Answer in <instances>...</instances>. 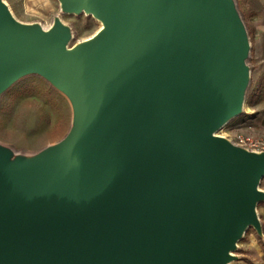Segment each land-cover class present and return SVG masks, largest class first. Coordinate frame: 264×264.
I'll list each match as a JSON object with an SVG mask.
<instances>
[{
    "label": "water",
    "instance_id": "1",
    "mask_svg": "<svg viewBox=\"0 0 264 264\" xmlns=\"http://www.w3.org/2000/svg\"><path fill=\"white\" fill-rule=\"evenodd\" d=\"M61 2L110 32L68 58L0 22V87L43 60L78 102L68 138L0 198V264H219L264 169L250 185L209 134L246 77L233 1ZM3 157L0 190L20 172Z\"/></svg>",
    "mask_w": 264,
    "mask_h": 264
},
{
    "label": "rangeland",
    "instance_id": "2",
    "mask_svg": "<svg viewBox=\"0 0 264 264\" xmlns=\"http://www.w3.org/2000/svg\"><path fill=\"white\" fill-rule=\"evenodd\" d=\"M14 17L20 21L36 23L41 27L54 26L57 37L68 36L71 45L95 31L100 22L85 11L65 12L61 0H4ZM242 21L248 40L244 57L247 75L242 85V109L221 125L222 133L240 152L248 165L243 174L251 185L254 170L264 167L257 156L264 159V148L252 150L246 145L233 143L237 133L259 134L264 132L254 127L253 106L264 105V71L257 75L252 53V14L243 11L244 0H232ZM78 102L74 92L52 71L43 60H35L22 66L15 76L0 87V150L9 159L19 156L35 157L45 153L48 147H57L68 138L77 126ZM257 183L261 192L256 200L257 218L247 225L231 247L233 258L229 264H264V169ZM254 200L252 190L247 188L245 207L247 212Z\"/></svg>",
    "mask_w": 264,
    "mask_h": 264
},
{
    "label": "bare ground",
    "instance_id": "3",
    "mask_svg": "<svg viewBox=\"0 0 264 264\" xmlns=\"http://www.w3.org/2000/svg\"><path fill=\"white\" fill-rule=\"evenodd\" d=\"M61 6L63 11L65 12H78L75 10L67 9L65 6H63L62 2ZM81 11H85L86 13L93 15L100 22V25L95 31H93L88 36L77 40L71 45H67L68 36L57 37L54 26L44 28L36 23L20 21L14 17L6 1L0 0V22L19 32L30 34L33 37L41 40L43 43L51 45L55 48L58 54L68 58L83 55L84 53H87L88 51L94 49L100 42L103 35L110 32V28L102 15L96 14L91 8L88 7H83ZM247 49L248 40L246 39L244 41L243 51L246 52ZM243 68L245 75H247V68L245 64L243 65ZM126 97L128 98V94L126 95ZM102 100L104 101V103L115 101L114 97L110 95H106L105 99ZM242 107L243 101L242 92L240 89L238 102L231 109L225 111L220 117V119L212 126L211 130L209 131L210 136L215 139L216 142L220 143L223 146L230 147L237 154L238 161H242V157H240V152L236 149V146H234L222 133H219L217 130L221 127L222 124H224L228 120V118L238 113L242 109ZM52 148L53 147H48L46 152H48ZM250 154L261 156V154L258 152H252L247 155ZM43 155L44 153L39 154L33 158L28 156H19L13 159H9L8 154H4L2 162L9 163L13 166L18 167L20 172L17 177H15L9 183L3 186V188L0 190V198L5 196L11 189L23 185L26 180L27 173L39 165ZM261 175L262 172L256 175V179L253 185L254 200L251 203L249 215L246 216L247 212H242V214L238 218V224L235 231V238L232 244L227 248V250L223 254L219 264H229V262L233 258L231 247L234 244V241L244 233L247 225L250 223L251 217L253 218V220L257 218L256 200L258 198V194L261 192L257 183Z\"/></svg>",
    "mask_w": 264,
    "mask_h": 264
},
{
    "label": "crops",
    "instance_id": "4",
    "mask_svg": "<svg viewBox=\"0 0 264 264\" xmlns=\"http://www.w3.org/2000/svg\"><path fill=\"white\" fill-rule=\"evenodd\" d=\"M243 11L252 14V53L251 59L256 65V74L264 71V0H244ZM254 127L264 132V105L253 106Z\"/></svg>",
    "mask_w": 264,
    "mask_h": 264
},
{
    "label": "built area",
    "instance_id": "5",
    "mask_svg": "<svg viewBox=\"0 0 264 264\" xmlns=\"http://www.w3.org/2000/svg\"><path fill=\"white\" fill-rule=\"evenodd\" d=\"M233 143L243 144L252 150H260L264 148V140L259 134L237 133L231 140Z\"/></svg>",
    "mask_w": 264,
    "mask_h": 264
},
{
    "label": "trees",
    "instance_id": "6",
    "mask_svg": "<svg viewBox=\"0 0 264 264\" xmlns=\"http://www.w3.org/2000/svg\"><path fill=\"white\" fill-rule=\"evenodd\" d=\"M262 243V245L264 246V243L263 242H261Z\"/></svg>",
    "mask_w": 264,
    "mask_h": 264
}]
</instances>
